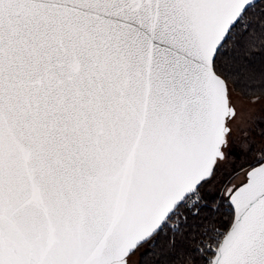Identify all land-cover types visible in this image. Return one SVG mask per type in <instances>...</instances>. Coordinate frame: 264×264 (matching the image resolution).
<instances>
[{
	"label": "snow or ice",
	"instance_id": "6c2138e0",
	"mask_svg": "<svg viewBox=\"0 0 264 264\" xmlns=\"http://www.w3.org/2000/svg\"><path fill=\"white\" fill-rule=\"evenodd\" d=\"M0 264H264V0H0Z\"/></svg>",
	"mask_w": 264,
	"mask_h": 264
}]
</instances>
